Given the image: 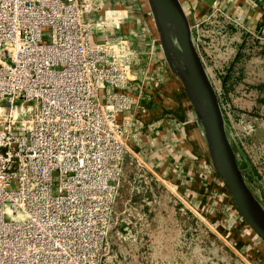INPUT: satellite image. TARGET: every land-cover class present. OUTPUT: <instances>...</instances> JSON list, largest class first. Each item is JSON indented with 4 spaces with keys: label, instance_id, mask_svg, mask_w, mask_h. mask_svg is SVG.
Instances as JSON below:
<instances>
[{
    "label": "built area",
    "instance_id": "2783aa9c",
    "mask_svg": "<svg viewBox=\"0 0 264 264\" xmlns=\"http://www.w3.org/2000/svg\"><path fill=\"white\" fill-rule=\"evenodd\" d=\"M178 1L209 78L234 54L227 25L264 43V0ZM113 4L0 0V264H101L123 222L114 213L127 157L144 180L177 189L129 152L127 127L145 111L143 89L132 90L142 57L117 31L129 6ZM220 196L236 211L227 189ZM237 221L247 241L259 237Z\"/></svg>",
    "mask_w": 264,
    "mask_h": 264
},
{
    "label": "rangeland",
    "instance_id": "374dc122",
    "mask_svg": "<svg viewBox=\"0 0 264 264\" xmlns=\"http://www.w3.org/2000/svg\"><path fill=\"white\" fill-rule=\"evenodd\" d=\"M150 18L157 25L153 13ZM163 36L158 32L156 40L161 42L160 46L158 40V45L163 48L169 70L168 77L160 81L167 94L163 95L164 99L156 97L155 102L167 107L173 119H180L183 134L180 133L185 135L189 147L195 142L196 150L208 153L207 144L202 140V121L197 117L198 112L184 88L183 75L177 71L174 57L167 48L166 39L173 36L169 31ZM214 76L210 75V79L219 89ZM247 80L253 85L263 83L264 77L253 76ZM175 90L180 94H175ZM263 96L264 91L240 89L230 95V105L224 107L228 113L227 136L264 215V108L257 104L258 97ZM127 159L114 213L123 222L113 218L115 223L108 232L101 264H264V256L260 254L264 255L263 240L257 237L247 241L250 236L242 233L244 224L237 221L240 214L233 210L229 200H221L216 184L203 182L204 186L200 184L194 190L179 194L174 187L156 180L152 173L146 172L144 180L139 176L142 169L135 162L129 163V157ZM256 241H260L258 246L248 250L251 242L257 244ZM253 254L255 259H252Z\"/></svg>",
    "mask_w": 264,
    "mask_h": 264
},
{
    "label": "crops",
    "instance_id": "0c3cea01",
    "mask_svg": "<svg viewBox=\"0 0 264 264\" xmlns=\"http://www.w3.org/2000/svg\"><path fill=\"white\" fill-rule=\"evenodd\" d=\"M111 1L115 7L129 6L132 13L127 19L122 20L120 29L117 31L132 36V46L141 53L142 57L132 90H137V87L143 89L142 94L145 100L141 103L145 111L137 112L138 118L134 117L131 125L127 127L130 154L139 155L153 172L160 174L166 182L174 183L179 194L189 189L194 190L203 182H207L209 185L212 182L215 186L216 178L211 167L209 152L204 153L196 150L195 142L192 147H189L185 135H182L180 119H173V113L168 112L167 107L159 106L155 102L156 97L159 99L167 94L162 90L160 81L168 77L169 70L164 60V54L156 40L159 32L157 31L159 30L158 26L150 16L144 18L141 15V12L147 9L145 0H138L140 6L134 0H131L132 2L130 0ZM108 31L114 32V29L110 28ZM247 64V73L249 74L247 79L253 76L264 77V60L261 57L248 59ZM177 92L175 90L174 93L180 94ZM180 99L183 103V98L180 97ZM257 104L264 108V104L259 102ZM178 107L180 108V106ZM202 140L204 139L202 138ZM203 142L206 144L205 141ZM206 146L205 148L208 149ZM215 187L216 192H220L217 189L223 190L222 185L216 184ZM261 247L264 251V247Z\"/></svg>",
    "mask_w": 264,
    "mask_h": 264
},
{
    "label": "water",
    "instance_id": "95a60500",
    "mask_svg": "<svg viewBox=\"0 0 264 264\" xmlns=\"http://www.w3.org/2000/svg\"><path fill=\"white\" fill-rule=\"evenodd\" d=\"M149 2L162 38L163 31L158 17L159 13L168 14L174 21L190 81L203 105L207 130L205 137L202 135L207 144L211 164L224 182L243 221L264 242V218L261 213L263 209L252 194L239 168L236 154L226 133L225 120L216 90L193 44L189 20L178 0H149Z\"/></svg>",
    "mask_w": 264,
    "mask_h": 264
},
{
    "label": "trees",
    "instance_id": "16d2710c",
    "mask_svg": "<svg viewBox=\"0 0 264 264\" xmlns=\"http://www.w3.org/2000/svg\"><path fill=\"white\" fill-rule=\"evenodd\" d=\"M226 32L229 34H237L238 40L232 42V47L234 48V54L228 62V65L225 66L221 71H216L215 77L219 84V90L217 93L218 101L220 104V108L226 123H228V116L226 114V109L224 105H230V95L235 93L240 89H248V90H256L258 92L264 91V83H254L253 85L247 81L249 74L247 73V60L262 58L264 60V43L260 42L257 39L251 38L245 32L240 31L239 29L233 27L232 25H227ZM263 101V102H262ZM257 102L260 104H264V96L258 97ZM224 107V108H223ZM230 110L235 111L234 107H230ZM257 110V108H256ZM245 112V111H243ZM246 114L248 111L245 112ZM252 114V113H251ZM253 115L257 116V113H253ZM236 119L239 120V116H236ZM230 143L234 152H236L234 145L231 140ZM241 143V141H240ZM239 163V162H238ZM244 179L247 177L246 174L242 173ZM246 181V180H245ZM226 189L223 186V190ZM221 191L220 189H217ZM120 194V191H119ZM263 257V253H261ZM259 253L257 254V256ZM256 255L253 254L252 259H255Z\"/></svg>",
    "mask_w": 264,
    "mask_h": 264
},
{
    "label": "bare ground",
    "instance_id": "6f19581e",
    "mask_svg": "<svg viewBox=\"0 0 264 264\" xmlns=\"http://www.w3.org/2000/svg\"><path fill=\"white\" fill-rule=\"evenodd\" d=\"M158 17H159V20L161 22L163 35H164V33L167 34V31H169V32H171V34L173 36L171 38L166 39L168 41L167 48H169V51L171 52V54L174 57V63H175L176 68L178 69V70L177 69L176 70L179 71V73H181L183 75L186 92H187L189 98L193 102V104H194V106L198 112L197 117H198V119H201V121H203V123L200 122V126H202L203 135H204L206 133V130H207V125H205V121H204L205 117H204L203 105H202L200 99L198 98V96L194 90V87L190 81V78H189V75L187 72V68H186V63H185L182 47H181V41H180L179 35L177 33L176 26L174 24V21L172 20V18L168 14L160 12ZM204 137H205V135H204ZM261 213H262V216L264 218L262 211H261Z\"/></svg>",
    "mask_w": 264,
    "mask_h": 264
}]
</instances>
